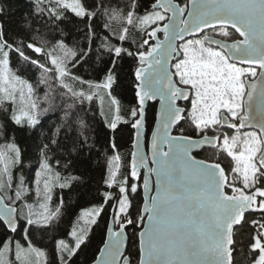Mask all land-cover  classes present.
<instances>
[{
  "label": "trees",
  "instance_id": "obj_1",
  "mask_svg": "<svg viewBox=\"0 0 264 264\" xmlns=\"http://www.w3.org/2000/svg\"><path fill=\"white\" fill-rule=\"evenodd\" d=\"M155 2L78 0L79 10H73L58 0H0V64L25 82L24 109L32 108L36 119L32 125L27 119L17 122L14 104L0 96V148L16 149L8 192L14 195L20 177L28 186L22 199L5 201L19 211L24 204L41 200L43 192L39 196L33 192L40 165L68 183L53 188L47 221L27 224L18 216L13 234L0 222V253L7 243L19 241L43 251L41 264H92L104 243L111 213L115 215L126 200L122 216L128 236L126 254L129 264L139 263L142 174L130 169L133 126L143 123L149 136L157 107L148 103L141 111L137 90L141 66L136 55L147 52L152 43L145 42L143 19L159 12L149 11ZM177 3L183 7L188 0ZM166 20L163 16L154 25L162 26ZM173 134L196 136L184 120ZM196 157L213 162L216 153L204 149ZM216 161L231 183L230 158L220 153ZM255 187L264 191V182L256 181ZM225 191L230 194L227 184ZM261 203L258 197L257 205ZM86 209L97 216L86 219ZM259 209L246 213L234 228L232 264H264V207ZM9 259L18 264L13 252Z\"/></svg>",
  "mask_w": 264,
  "mask_h": 264
},
{
  "label": "water",
  "instance_id": "obj_2",
  "mask_svg": "<svg viewBox=\"0 0 264 264\" xmlns=\"http://www.w3.org/2000/svg\"><path fill=\"white\" fill-rule=\"evenodd\" d=\"M149 11H161L168 20L151 32L156 49L148 56L136 55L141 66L137 87L141 111L148 103L157 107L148 140L143 123L133 126L131 171L142 174L143 199L138 264H232L234 228L246 213L260 209L251 206V196L238 201L227 194L220 167L196 157L215 148V138L173 134L191 92L176 84L171 66L181 58L177 46L183 40L215 27L240 33L241 40L209 36L202 42L233 63L260 69L256 79L246 80L245 116L239 127L259 132L264 145V0H188L183 7L177 0H156ZM221 118L224 127L227 120L223 114ZM258 163L264 169V147ZM0 222L9 233L18 229V209L8 205L1 193ZM127 244L126 228H116L112 212L92 264H129Z\"/></svg>",
  "mask_w": 264,
  "mask_h": 264
},
{
  "label": "rangeland",
  "instance_id": "obj_3",
  "mask_svg": "<svg viewBox=\"0 0 264 264\" xmlns=\"http://www.w3.org/2000/svg\"><path fill=\"white\" fill-rule=\"evenodd\" d=\"M58 1L73 10L78 6V0ZM77 9L79 10V7ZM163 16L168 20V16L161 11L143 19V27L147 29L145 42L149 43L151 31L154 28L162 27L167 22L166 20L162 26L154 25ZM209 36L229 42L241 40L237 33L231 29L215 27L178 43L177 49L181 58L179 61L173 62L171 72L176 84L191 92L190 100L183 105L185 112L181 121H186L194 130L196 136L192 138L212 137L217 140V146L211 149L216 153V159L220 153H224L230 158L234 172L231 183H227L226 173L220 163L216 159L212 162L222 170L226 179L225 184L230 189L229 195L251 196V206L264 207V191L255 187L256 181L264 182V169L258 163L264 145L259 132L242 130L239 127L240 118L245 116L243 103L247 94L246 80L256 79L260 69L231 62L222 51L202 42L203 38ZM157 38L161 40L163 35L159 34ZM155 49L156 46L152 42L147 52L141 55L148 56ZM3 65L0 64V96L9 98L14 104L17 122L22 123L24 122L22 119H27L28 125L34 124L36 119L31 116L32 108L30 111L24 109L27 99V90L24 89L25 82L10 75L5 63ZM222 114L227 120V125L224 127L222 126ZM148 137L146 136V140ZM15 160L16 149L13 145L0 148V193L4 199L8 198L13 203L28 193V186L22 177L18 180L14 195H10L8 192L10 188L9 171ZM67 185V181L58 180L57 175L49 167L40 165L33 179V192L36 196L43 192L41 200L37 204H24L22 209H19L18 216L24 219L27 224L47 221L50 218V196L53 188L55 186L66 187ZM258 197L262 200L259 206L257 205ZM126 210L127 202L123 200L114 215L116 228H125L126 222L123 221L122 216ZM83 213H86L88 220L97 216L96 211H91V209H86ZM71 236L75 237L74 233ZM261 239L264 244V229L261 231ZM62 244L63 242H58V247ZM11 252L14 253L18 264H41L45 257L43 251L35 250L29 244L15 241L7 243L2 249L0 264H11L9 259ZM262 254L264 257V249H262ZM60 259H64V254H60Z\"/></svg>",
  "mask_w": 264,
  "mask_h": 264
},
{
  "label": "bare ground",
  "instance_id": "obj_4",
  "mask_svg": "<svg viewBox=\"0 0 264 264\" xmlns=\"http://www.w3.org/2000/svg\"><path fill=\"white\" fill-rule=\"evenodd\" d=\"M237 34L242 39L241 34L240 33H237ZM243 41L244 40H242V42ZM214 165H216V164H214ZM216 166L219 167L218 165H216ZM235 199L238 200V201H243L244 200V198L242 196H236Z\"/></svg>",
  "mask_w": 264,
  "mask_h": 264
},
{
  "label": "flooded vegetation",
  "instance_id": "obj_5",
  "mask_svg": "<svg viewBox=\"0 0 264 264\" xmlns=\"http://www.w3.org/2000/svg\"><path fill=\"white\" fill-rule=\"evenodd\" d=\"M231 42V41H230Z\"/></svg>",
  "mask_w": 264,
  "mask_h": 264
}]
</instances>
